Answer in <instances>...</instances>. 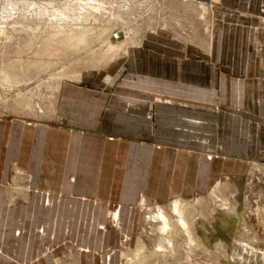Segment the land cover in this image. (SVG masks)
I'll return each instance as SVG.
<instances>
[{
  "label": "crops",
  "instance_id": "obj_1",
  "mask_svg": "<svg viewBox=\"0 0 264 264\" xmlns=\"http://www.w3.org/2000/svg\"><path fill=\"white\" fill-rule=\"evenodd\" d=\"M263 4L222 0L213 11L212 88L204 60L179 59L173 73V59L158 54L173 48L171 26L130 2L107 15L134 38L121 47L107 26L110 41L81 59L69 51L91 27L41 31L20 47L0 40V257L37 264L82 241L85 257L100 259L140 202L190 199L223 177L246 181L247 208L264 202Z\"/></svg>",
  "mask_w": 264,
  "mask_h": 264
},
{
  "label": "rangeland",
  "instance_id": "obj_2",
  "mask_svg": "<svg viewBox=\"0 0 264 264\" xmlns=\"http://www.w3.org/2000/svg\"><path fill=\"white\" fill-rule=\"evenodd\" d=\"M221 1L0 0V40L12 41L20 47L22 42L29 41L31 44L37 41V37L41 40L47 36L41 31L54 28L61 31L76 28L79 31V28L91 27L97 32L87 34L86 40L83 39L84 32H80L81 35L78 33L77 47L69 51L72 56L76 54L81 59L110 41L107 33H100L107 26H113L118 33L119 38L114 39H120L121 47L125 39H132V34L126 37L118 32L123 31L121 20L117 22V17L107 15L124 12L126 2H130L135 12L153 10L155 25L171 26L173 48L158 50V54L165 52L173 59V73L180 72L179 59L204 60V85L212 88V63L219 53V50L213 49V11ZM260 10L264 12V4ZM91 13L93 17H85ZM148 21L147 26L150 24ZM187 42L189 45L197 44L199 48H177ZM40 45L44 46L43 43ZM66 52L69 53L68 50ZM227 52L221 50L220 54L225 56ZM246 52L250 51H243ZM47 67L40 65L38 70L41 72ZM257 181L262 184L261 180ZM245 182L238 177H223L208 193L190 199L176 197L166 205L142 201L137 217L135 213L133 218L135 224L129 225V230L116 248H109L105 254L97 251L101 254L100 259H87L84 249H81L84 243L79 241L70 243L71 247L66 246L67 249L60 248L55 259L45 257L37 264H264V242L253 225L256 221L261 222L264 234V202L255 198V205L247 208L244 201ZM250 186L251 179L248 182ZM120 212L110 211L111 224L117 229L122 225ZM46 246L50 249L49 244ZM0 264L22 263L18 259L2 256Z\"/></svg>",
  "mask_w": 264,
  "mask_h": 264
},
{
  "label": "bare ground",
  "instance_id": "obj_3",
  "mask_svg": "<svg viewBox=\"0 0 264 264\" xmlns=\"http://www.w3.org/2000/svg\"><path fill=\"white\" fill-rule=\"evenodd\" d=\"M51 4V3H50ZM42 5V4H41ZM38 6V5H37ZM49 9V8H48ZM52 12V11H51ZM41 13V12H40ZM40 13H39V15H40ZM47 13V12H46ZM66 13V12H65ZM62 17V16H61ZM55 20H57V19H55ZM77 27V26H76ZM87 31V30H86ZM56 33V32H55ZM114 35H113V38H119V36L117 35L118 33L117 32H115V33H113ZM162 217H164L165 218V215H163L162 214Z\"/></svg>",
  "mask_w": 264,
  "mask_h": 264
}]
</instances>
